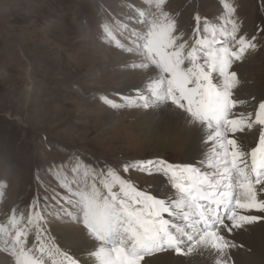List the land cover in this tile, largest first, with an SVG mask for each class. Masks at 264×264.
I'll return each mask as SVG.
<instances>
[{
  "label": "rangeland",
  "instance_id": "374dc122",
  "mask_svg": "<svg viewBox=\"0 0 264 264\" xmlns=\"http://www.w3.org/2000/svg\"><path fill=\"white\" fill-rule=\"evenodd\" d=\"M155 2L0 0V225L7 226L12 217H23L26 223L35 205L42 220L34 223L43 239L37 241V229L32 228L29 246L50 242L73 255L74 242L87 240L67 199L85 183L94 181L103 189L100 180L110 179L109 170L142 191L168 198L173 192L165 179L140 172L134 163L203 160L207 145L200 155L188 157L176 140L160 141L158 133L145 136L136 121L148 110L129 104L137 99L135 92L124 89L126 83L117 77L144 70L138 76L147 93L149 70L133 65L141 62L137 45L147 30L145 21L157 14ZM224 3L235 9L238 35L256 45L233 65L248 76L241 96L236 92L245 101L238 110L252 111L250 106L264 100V0H164L163 11L175 21L177 33L190 40L196 16L201 27L205 19L217 28L223 24ZM177 120L175 125L184 123ZM125 167L130 170L125 172ZM249 227L248 234L261 238L264 247V220ZM229 239L236 245L230 252L238 255L243 237ZM2 248L0 243V263L4 257L6 264H14ZM258 255L257 264H264V248ZM52 258L59 264V257ZM44 259L50 257L45 254ZM193 259L194 264H212L207 256ZM229 264L240 261L231 258Z\"/></svg>",
  "mask_w": 264,
  "mask_h": 264
},
{
  "label": "snow or ice",
  "instance_id": "6c2138e0",
  "mask_svg": "<svg viewBox=\"0 0 264 264\" xmlns=\"http://www.w3.org/2000/svg\"><path fill=\"white\" fill-rule=\"evenodd\" d=\"M163 5L164 0H156L157 14L145 21L147 30L137 45L141 62L133 65L149 70L147 93L129 104L145 110L174 106L187 124L204 131L214 170L163 159L135 162L132 167L140 172L165 179L173 192L168 198L142 191L111 170L110 179L100 180L103 189L94 181L85 183L67 199L75 214L66 213L73 215L83 238L93 242L84 258L50 242L29 246L32 228L37 229L36 240L43 239L34 223L42 217L34 205L26 223L23 217H12L7 226L0 225L2 250L14 264H46L45 254L59 257V264H151L162 254L183 258L176 264H192L198 255L209 257L212 264H229L236 245L228 235L264 220L246 214L264 213V100L252 111L238 110L245 101L236 95L240 80L233 70L256 45L238 35L230 4H223L226 16L219 28L206 19L201 27L196 16L190 40L177 33ZM105 32L115 39L111 31ZM243 136L253 142L245 144Z\"/></svg>",
  "mask_w": 264,
  "mask_h": 264
},
{
  "label": "bare ground",
  "instance_id": "6f19581e",
  "mask_svg": "<svg viewBox=\"0 0 264 264\" xmlns=\"http://www.w3.org/2000/svg\"><path fill=\"white\" fill-rule=\"evenodd\" d=\"M136 71L138 70L132 69L131 71H126L125 73H119L117 74V77L121 82L126 83L125 84L126 87H124V89H129V88L132 89L131 94L134 95L135 92V95L133 97L138 98V96L141 93L146 94V92L144 90L145 89L144 85H142L143 80L141 81L140 76H138L140 73L144 74V70H140L139 72ZM237 73L240 83L238 85V89L236 92L237 94H239L240 90L243 91V87H244L243 84L247 82L248 76H247V71L244 69L243 71H239ZM129 81H131L130 85H128ZM250 108L252 107L250 106ZM177 117L181 118V116L177 113L176 110H174L173 107L167 106V107H161L159 109L142 111V113H140L139 119H137L136 122L139 125V127H141V129L144 131L145 136L146 135L150 136L158 133L159 137L162 138V140L160 139V141L164 140L165 142H171V141L174 142L176 140L175 142L176 143L178 142V145L176 144L178 147H185L186 152L188 153V157H191L192 155H196V154L200 155L202 153L201 148L204 147V145H206L204 143V141L206 140L204 131L199 128H194L193 126H190L185 121H183L182 118L181 120L184 123H181L180 125H175V122L178 121ZM249 138L250 136H243L242 141L245 144H248L247 141H249ZM198 157L194 161L188 160L186 164L197 166L202 171L210 172L214 170L211 167L213 160H212V153L210 146L207 145V150H205V155L203 156V160L199 161ZM199 162H204V163H202V165L200 166L198 165ZM261 195L264 196V194ZM246 214L264 216V213L257 211H252ZM257 223L258 222H256V224ZM248 229H250L249 225L245 226L242 229L234 230V232L231 235L225 233V235H228V239L234 238L235 235H237V237L241 236L243 237L244 240L243 243H245V245L239 246L240 252L238 255H233L230 252V256L233 259H238V261H240V264H257L256 260L260 255V254L258 255V253L259 251H263L264 248L262 247L263 240H261V238L260 239L253 238V235L248 234L247 232ZM92 246H93V242L91 241H81L77 243L74 242V245L72 247V253L74 256L78 258H84V253L87 250L91 249ZM2 258L4 261H2L0 264H6L7 259L4 257ZM177 259H183V258H175L167 254H162L153 257L151 259V264H176ZM194 260L195 259L192 258V264H194ZM8 263L10 262L8 261ZM46 264H53V261L51 259H47Z\"/></svg>",
  "mask_w": 264,
  "mask_h": 264
}]
</instances>
